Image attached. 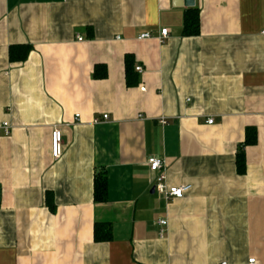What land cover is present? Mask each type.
I'll return each mask as SVG.
<instances>
[{
  "label": "crops",
  "instance_id": "crops-1",
  "mask_svg": "<svg viewBox=\"0 0 264 264\" xmlns=\"http://www.w3.org/2000/svg\"><path fill=\"white\" fill-rule=\"evenodd\" d=\"M263 32L264 0H0V264H264ZM153 157L183 198L153 189Z\"/></svg>",
  "mask_w": 264,
  "mask_h": 264
},
{
  "label": "built area",
  "instance_id": "built-area-1",
  "mask_svg": "<svg viewBox=\"0 0 264 264\" xmlns=\"http://www.w3.org/2000/svg\"><path fill=\"white\" fill-rule=\"evenodd\" d=\"M264 33V32H263ZM170 34V30L168 28H163L161 29V33L159 36V41L163 43ZM151 38V35L149 33H144L140 36V39H149ZM80 41L83 40L82 37H78ZM136 70L139 73L143 72V68L138 66ZM104 119H108V115H104ZM101 120L100 119H95V123H99ZM213 119H208V123L212 124ZM162 124H166V121L164 119L161 120ZM12 131V125L5 121L0 125V133H2L5 136H8L11 134ZM63 134L60 129V127H54L52 130V135H51V145H52V155L55 159H59L62 155L63 152ZM148 165L150 167V170L153 173H156V180L155 183L153 184V189L162 195L166 200H171V199H181L185 196L186 193H188L192 186L190 184H185V185H180V186H169L166 183V165L164 161L158 157H153L148 160ZM159 224L162 226L167 225V220L161 219L159 221ZM163 233V230H162ZM221 264H228V262H222ZM247 264H260L255 257H250L248 259Z\"/></svg>",
  "mask_w": 264,
  "mask_h": 264
},
{
  "label": "trees",
  "instance_id": "trees-1",
  "mask_svg": "<svg viewBox=\"0 0 264 264\" xmlns=\"http://www.w3.org/2000/svg\"><path fill=\"white\" fill-rule=\"evenodd\" d=\"M183 34L185 36H195L200 34V10L198 8H192L187 11L184 23ZM17 48V47H16ZM15 48V50H16ZM19 54H15V50L11 51V58L16 60H25L31 47H19ZM245 142L239 147L237 154V169L240 174H244L246 171L245 160V148L248 145H254L257 143L258 131L254 127L246 128ZM108 182L104 174L97 175L94 182V200L95 202H104L107 200ZM54 210V209H53ZM104 224H95V240L96 241H108L111 238L109 228H105Z\"/></svg>",
  "mask_w": 264,
  "mask_h": 264
},
{
  "label": "water",
  "instance_id": "water-1",
  "mask_svg": "<svg viewBox=\"0 0 264 264\" xmlns=\"http://www.w3.org/2000/svg\"><path fill=\"white\" fill-rule=\"evenodd\" d=\"M194 3L195 0H174V4L176 6H181V5L193 6Z\"/></svg>",
  "mask_w": 264,
  "mask_h": 264
}]
</instances>
